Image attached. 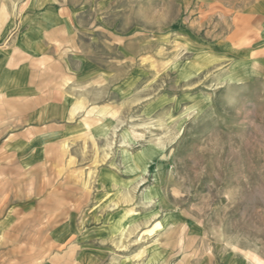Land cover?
Returning a JSON list of instances; mask_svg holds the SVG:
<instances>
[{"label":"rangeland","instance_id":"374dc122","mask_svg":"<svg viewBox=\"0 0 264 264\" xmlns=\"http://www.w3.org/2000/svg\"><path fill=\"white\" fill-rule=\"evenodd\" d=\"M13 5L14 0H0L4 30L12 26ZM147 14L154 15V5ZM143 21L148 30L156 22L151 17ZM219 21L212 19L211 26ZM225 21L228 31L255 25L249 19ZM190 37L191 44L174 35H132L131 64L140 62L147 73L159 75L147 77L149 82H131L113 106L84 114L82 137L51 147L49 162L20 169L14 179L13 225L10 211L0 212V264H78L85 248L82 234L101 225L94 222L101 200H111L115 209L129 211L135 220L116 231L121 216L111 218L103 232L116 231L114 235L88 246L103 248L106 256L86 264H196L200 252L213 245L199 236L234 233L238 211L233 199L241 188L258 190L259 218L264 219V98L254 100L237 86L250 75L249 57L218 50L223 37L249 52L257 35ZM178 71L190 76L182 81ZM121 72L116 65V75ZM225 77L230 82L224 83ZM202 91L205 98L193 97ZM146 150L155 155L142 175ZM169 156L173 162L165 170L160 161ZM123 170L130 175L120 178ZM104 171L119 177L109 195L99 181ZM163 176V203L144 200L159 197ZM193 200L195 207H188ZM207 221L210 225L203 226ZM263 229L258 226L256 232Z\"/></svg>","mask_w":264,"mask_h":264},{"label":"crops","instance_id":"0c3cea01","mask_svg":"<svg viewBox=\"0 0 264 264\" xmlns=\"http://www.w3.org/2000/svg\"><path fill=\"white\" fill-rule=\"evenodd\" d=\"M151 5L153 16L147 14ZM13 6L12 26L5 30L0 26V212L10 211L12 225L14 179L20 169H35L49 162L51 147L82 137L84 114L95 115L101 107L113 106L115 98H124L131 82H149L147 77L159 75L160 71L147 73L140 62L131 64L128 50L132 35H174L191 44L190 36L195 35L255 34L249 52L232 47L223 37L218 50L249 57L250 75L241 78L237 86L254 100L264 98V0H14ZM148 17L156 20L149 30L143 21ZM227 18L240 23L249 19L255 25L228 31ZM212 19L221 21L212 27ZM116 65L122 69L118 75ZM188 76V72H177L182 81ZM227 81L225 77L223 82ZM196 94L206 97L205 91L195 92L193 97ZM171 161L169 156L160 162L167 170ZM105 174L111 175V180L105 182ZM126 174L130 175L123 170L118 176L126 178ZM118 176L110 171L100 174V184L108 195ZM164 176L157 185L159 197L144 200L163 203ZM152 186L151 182L145 192ZM237 191L234 233L199 236L203 243L213 245L200 252L203 256L196 264H264V229L257 233L258 226L264 228L258 190ZM101 203H96L94 221L101 225L82 234L81 247L85 248L78 264L98 262L106 256V250L93 244L89 248V243L113 236L135 220L129 211L115 209L111 200ZM187 205L194 208V200ZM119 216L120 227L114 233L103 232L111 218ZM126 216L129 219L124 221ZM2 219L0 216V229Z\"/></svg>","mask_w":264,"mask_h":264},{"label":"bare ground","instance_id":"6f19581e","mask_svg":"<svg viewBox=\"0 0 264 264\" xmlns=\"http://www.w3.org/2000/svg\"><path fill=\"white\" fill-rule=\"evenodd\" d=\"M155 153L152 150H146L143 152V157L145 160L142 162V173L147 174L148 170L151 168L152 161L154 160ZM134 167V166H133ZM135 169V168H134ZM137 170V169H135ZM133 171V169H130L129 172Z\"/></svg>","mask_w":264,"mask_h":264}]
</instances>
